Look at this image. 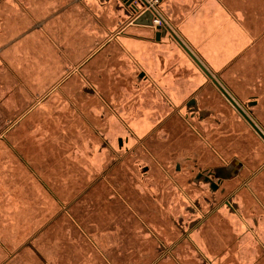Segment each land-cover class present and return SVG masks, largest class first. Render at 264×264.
<instances>
[{"label":"rangeland","instance_id":"obj_1","mask_svg":"<svg viewBox=\"0 0 264 264\" xmlns=\"http://www.w3.org/2000/svg\"><path fill=\"white\" fill-rule=\"evenodd\" d=\"M30 2L0 0V35L7 36L9 31L14 34L19 29V19L30 17L27 11ZM95 7L101 10L98 3ZM157 9L167 21L169 3L157 0ZM127 19L125 15L123 21ZM4 20L8 22L6 29L1 22ZM33 28L34 23L28 26L29 30L22 28L24 34L14 35L11 41L18 45L22 41V54L18 56L27 58L26 62L23 58L20 62H0V239L3 243H0V264H41V254L45 257L43 264H81L84 259L74 256L88 250L91 244L93 249H99L98 243L91 241V235L87 236V230L97 231L91 233L95 240L100 236L101 223L95 226L90 213L94 210L97 220L102 217L100 209L107 201L102 191L105 181H100L112 159L110 156L105 162L101 152L100 123L106 107L102 97H106V91L100 86L99 77H95L107 71L103 68L108 60L105 51L97 52L106 35L93 30L90 50L84 47L87 40L83 34L62 35L58 50L51 35H42L41 45L39 35L34 34L37 31H31ZM134 29L138 35L147 37L152 32L142 27ZM128 33L126 29L124 35ZM169 35L164 38L165 47L157 46L154 58L137 56L139 62H166L173 84L184 88L192 75L201 76L202 71ZM66 37L70 38L69 42ZM20 38L23 40L19 41ZM91 53L96 56L85 62ZM131 54L127 50L119 56L136 67L137 73L143 67L134 63ZM113 55L116 62L115 51ZM181 62H188L187 66ZM232 62L235 64L229 69L216 67L219 78L242 103L251 101L253 96L264 99V51L253 46L239 52ZM4 69L12 78L11 86L7 84L6 88L2 81ZM127 90L124 88V95L129 97ZM190 92L193 89L187 94ZM109 99L112 103L114 95ZM4 138H8L11 146ZM19 153L28 165L21 161Z\"/></svg>","mask_w":264,"mask_h":264},{"label":"crops","instance_id":"obj_2","mask_svg":"<svg viewBox=\"0 0 264 264\" xmlns=\"http://www.w3.org/2000/svg\"><path fill=\"white\" fill-rule=\"evenodd\" d=\"M30 1L31 6L27 8L30 17L27 15L24 19H19L17 22L19 29L14 34L9 31L7 36L0 35V62H20L22 60L23 57L18 55L22 54L21 40L23 38H20L21 42L18 45L17 42L11 44L12 37L24 34L22 28L28 29V26H32L33 23L34 28L31 31H37L34 34L39 35V43L42 45V35H51V40L54 41L52 43L58 45V50L59 43L62 41L58 40L60 36L72 34L76 36L77 33L86 36L85 40L88 42H85L84 47L87 46L85 49L90 50L92 43L90 35L95 30L98 34L106 35L97 52L105 51L104 54L108 59L106 62L109 64L106 74L119 80L114 83L116 90L124 92L126 78L122 76L132 73L130 69L134 71L137 69L119 56L129 50L134 56V63L140 64L154 78L157 92L175 97L178 102L195 95L200 100L201 110L207 113L204 116L206 119L201 124L196 123L198 138L193 136L189 128L181 130L175 120L169 122V130L175 132L174 135L172 133L174 143L187 148L189 156L196 155L199 164L204 167L228 166V170L235 172L233 176L224 181L223 186L226 194L237 203L238 212L232 214L226 208L220 209L218 213L211 215L202 233H195L194 239L214 264H264V140L223 95L208 84V79L203 74V76L194 77L192 75L191 81L185 85L186 88H181V85L173 84L172 75L167 73L166 66L169 65L166 62H139L140 54L141 57L146 55V58L150 60L156 55L157 46L162 49L166 46L164 43L167 42L164 39L167 35L160 39L156 37V27L134 22L150 7L146 5L141 7L137 4L138 8L141 7L138 10L139 14L136 16L134 10V16L131 15L130 22H127L128 19L123 20L125 14L129 12L122 0ZM162 1L170 5L169 12L165 15L167 24L197 58L215 72V75L218 69L216 67L229 69L233 66L235 62L232 61L239 52L252 49L253 46L256 50L264 51V0ZM96 3L99 4L101 10H97ZM157 7L159 9V5ZM151 8L156 9V6ZM117 18L120 20L118 21ZM1 22H4L3 29H6L8 22L5 20ZM134 27L152 29V32L148 37L138 35ZM76 29L80 31L77 32ZM126 29H129V36L124 35ZM144 34L148 33L144 32ZM69 39L66 37V42H69ZM67 49H70V46ZM108 51L112 54H107ZM113 51H115L116 62L112 60ZM171 52L170 49V55H172ZM95 56L96 54L91 53L85 62H90ZM23 59L26 62L27 58ZM183 63L187 66L188 62ZM3 71L4 79L1 80L6 88L7 84L11 86L12 78L11 73H8L6 69ZM95 77L97 78L96 75ZM224 84L227 86L226 83ZM109 88L110 86L107 85L105 91H109ZM188 88L193 89L194 92L187 94ZM227 88L237 101L242 102L228 86ZM250 99L252 100L246 102L247 112L251 111L250 116L253 121L264 132V99L260 96H253ZM250 102L255 103L249 105ZM153 107L160 110L167 109V105L156 101ZM4 139L11 146L8 138ZM16 151L14 149V152ZM18 156L24 164L28 165L29 162L24 156L20 153ZM35 174L39 176L38 173L35 172ZM192 193L195 194L193 191ZM164 199V209H161L163 205H158L155 210L149 211L145 218L152 222L150 228L153 233L166 228L165 234L170 236V238L168 236L169 243H172L174 240L172 233L175 232V228L171 218L180 214L184 203L172 183ZM100 221L101 229L98 231L100 236L96 240L92 238L91 233L95 234L97 231L90 233V230H87V236L91 235V241L94 244L98 243L99 249H93L91 244L88 250L79 252L77 257L74 256L79 260H85L81 264L170 263L158 258V243L149 237L147 229H144L141 224L134 225L133 228L127 225L117 227L114 221L113 223ZM91 227L93 226L89 228ZM124 229H127L126 232ZM121 235L123 238H120ZM175 252L181 264H200L196 258V252H191L188 246L185 247L183 244L177 246ZM20 253L21 251L17 254ZM44 258L41 254V264L44 263Z\"/></svg>","mask_w":264,"mask_h":264},{"label":"flooded vegetation","instance_id":"obj_3","mask_svg":"<svg viewBox=\"0 0 264 264\" xmlns=\"http://www.w3.org/2000/svg\"><path fill=\"white\" fill-rule=\"evenodd\" d=\"M122 1L128 8L129 13L125 15L128 18L127 22H130L131 15L134 16L133 9ZM138 2L141 3L139 0L133 2L136 7ZM171 37L177 42L172 34ZM105 63L104 70H109L108 62ZM202 63L213 78L195 64L208 79V84L222 94L214 82L216 80L233 96L221 78L214 75L204 62ZM130 71L132 73L126 76L121 75L126 78L125 87L128 89L129 97L115 89L114 83L119 81L116 77L103 73L97 76L103 90L107 85L110 86L108 93L104 94L107 98L102 97L106 107L101 115L100 125L103 131L100 138L104 161L107 162L110 156L112 159L105 166L100 181V183L105 181L102 191L106 193V195L103 193V196L107 201L102 203L100 209L102 217L98 220L94 218V210L90 214L95 224H99L100 220L106 223L114 221L117 227L127 225L133 228L134 225L141 224L147 229L149 237L158 243L157 254L160 260L181 264L178 262L175 248L183 244L185 247L188 246L191 252H196L200 264H214L213 260L200 249L194 235L197 232L202 233L211 215L218 213L220 209L226 208L232 214L238 212L237 203L226 194L223 186L224 181L235 172L228 170V166L204 167L198 163L196 155L189 156L187 148L174 143L175 132L169 130V122L173 120L179 123L176 125H179L181 130L189 128L193 136L198 138L196 123L201 124L207 113L201 110L200 100L195 95L178 102L175 97L157 92L154 78L144 68L139 69L137 73L133 69ZM112 95L114 99H111V103L109 98H112ZM222 95L236 109L226 96ZM155 101L167 105V109L163 111L153 107ZM237 102L247 111L246 103ZM171 183L181 195L184 205L180 214L171 218L175 232L172 233L173 242L169 243L170 236L165 234L166 228L153 233L150 228L152 222L145 218V215L155 210L156 206L163 205L165 193L169 192ZM112 191L113 194H110ZM192 191L197 195L195 196ZM161 209H164V205ZM124 230L126 232L127 229Z\"/></svg>","mask_w":264,"mask_h":264},{"label":"water","instance_id":"obj_4","mask_svg":"<svg viewBox=\"0 0 264 264\" xmlns=\"http://www.w3.org/2000/svg\"><path fill=\"white\" fill-rule=\"evenodd\" d=\"M135 0H124L125 3H127V6L131 7L133 9V11L135 10V12H137L139 10L138 7H136V5L133 3ZM141 1V4H145V5H149L147 4L146 0H139ZM158 18V16L155 14L154 9L149 8L146 12H144L143 14L139 15L136 19H135V23L136 24H145L148 26H154L155 24V19ZM156 37L158 39L161 38V36H165L169 29H167V26L165 25V22L162 20V24H159L156 26ZM176 40L183 46V48L185 49V51L189 54V56L197 63V65L206 73L208 74L211 78H213L208 69L201 63V61L197 58V56L188 48V46L185 45V43L179 38V36H177V34L175 35ZM217 86L220 88V90L223 92V94L226 96V98L233 104V106H235V108L238 110V112L243 116V118H245V120L252 126V128L259 134V136L264 140V135L263 133L260 131V129L257 127V125L252 121L251 118H249L245 112H243V110L239 107V105L235 102V100L229 95V93H227L216 81H214ZM253 103L255 102H250L249 105H253ZM208 178H206L207 180ZM215 185V184H214Z\"/></svg>","mask_w":264,"mask_h":264},{"label":"bare ground","instance_id":"obj_5","mask_svg":"<svg viewBox=\"0 0 264 264\" xmlns=\"http://www.w3.org/2000/svg\"><path fill=\"white\" fill-rule=\"evenodd\" d=\"M147 1V0H146ZM147 4H149V2L147 1ZM138 12H140V11H137V12H134L135 13V15L137 16L139 13ZM154 12H155V14L158 16V19L159 20H163L164 22H165V25L167 26V29H169V31H168V33H171L172 35H173V37L175 38V35L176 34H174V32H173V30L170 28V26L166 23V21H165V19L163 18V16L154 8ZM157 25H155L154 24V28L156 27ZM176 39V38H175ZM178 42V41H177ZM179 43V42H178ZM180 44V43H179ZM181 45V44H180ZM186 45V44H185ZM182 46V45H181ZM187 46V45H186ZM182 48H183V46H182ZM184 49V48H183ZM185 50V49H184ZM192 59V58H191ZM193 60V59H192ZM194 61V60H193ZM195 62V61H194ZM196 63V62H195ZM202 63V62H201ZM197 64V63H196ZM203 64V63H202ZM208 75V74H207ZM211 75V74H210ZM212 76V75H211ZM213 77V76H212ZM215 80V79H214ZM216 81V80H215ZM217 82V81H216ZM218 83V82H217ZM219 84V83H218ZM220 85V84H219ZM221 86V85H220ZM223 88V87H222ZM224 89V88H223ZM225 90V89H224ZM221 91V90H220ZM226 91V90H225ZM222 92V91H221ZM227 92V91H226ZM228 93V92H227ZM223 94V93H222ZM230 96H231V94H229ZM234 100H235V102L239 105V107L243 110V112H245V114L249 117V118H251L252 119V117L250 116V111H249V113L243 108V107H241V105L236 101V99L233 97V96H231ZM248 106V105H247ZM235 107V106H234ZM236 110V109H235ZM237 111V110H236ZM238 112V111H237ZM239 113V112H238ZM240 114V113H239ZM241 115V114H240ZM243 118V117H242ZM252 121H253V119H252ZM254 122V121H253ZM255 123V122H254ZM256 124V123H255ZM257 125V124H256ZM257 127H258V125H257ZM259 128V127H258ZM260 129V128H259ZM260 131L263 133V135H264V132L260 129Z\"/></svg>","mask_w":264,"mask_h":264},{"label":"built area","instance_id":"obj_6","mask_svg":"<svg viewBox=\"0 0 264 264\" xmlns=\"http://www.w3.org/2000/svg\"><path fill=\"white\" fill-rule=\"evenodd\" d=\"M156 1L157 0H154V1L149 2V5L148 6L150 8L156 6ZM159 24H162V20H159L158 18H156L155 19V25H159Z\"/></svg>","mask_w":264,"mask_h":264}]
</instances>
